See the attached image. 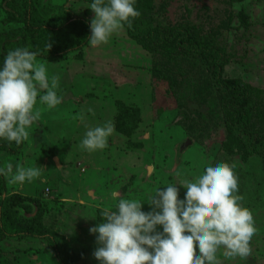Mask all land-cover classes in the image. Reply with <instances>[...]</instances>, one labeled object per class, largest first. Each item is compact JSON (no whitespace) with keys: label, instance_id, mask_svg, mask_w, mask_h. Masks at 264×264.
Returning <instances> with one entry per match:
<instances>
[{"label":"rangeland","instance_id":"374dc122","mask_svg":"<svg viewBox=\"0 0 264 264\" xmlns=\"http://www.w3.org/2000/svg\"><path fill=\"white\" fill-rule=\"evenodd\" d=\"M39 1L89 23L94 18L86 8L89 2ZM22 3L0 0V40L25 35ZM136 8L141 15L134 21L194 30L219 53L220 80L253 90L264 113V0H137ZM36 62L45 65L50 77H59L62 103L48 109L38 100L40 119L28 129L20 151L0 150V168L11 163L41 170L31 183H13L11 174L3 175L6 197L20 196L31 208L29 214L15 208L19 218L40 214L36 229L58 235L72 264H99L92 255L97 245L89 228L103 222L104 212L115 210V193L146 201L156 188L195 179L206 166L224 161L234 166L238 195L252 211L257 233L249 257L226 258L221 249L218 259L220 264H264V152L252 154L237 133L239 106L216 89L205 60L172 43L154 50L142 46L123 28L107 44L87 43L81 53L57 62ZM106 122L114 126L108 146L96 152L83 149L85 132ZM245 126L246 132L264 139V118ZM194 153L200 158L185 160ZM177 187L183 198L186 190ZM0 264L58 263L42 239L0 235Z\"/></svg>","mask_w":264,"mask_h":264},{"label":"clouds","instance_id":"9594fccd","mask_svg":"<svg viewBox=\"0 0 264 264\" xmlns=\"http://www.w3.org/2000/svg\"><path fill=\"white\" fill-rule=\"evenodd\" d=\"M137 0H89L94 13L89 27L90 47L107 44L114 33L131 28L141 13ZM48 42L46 50L51 48ZM38 52L17 47L0 63V141L20 145L29 138L40 119L38 103L54 109L62 103L59 77L49 76ZM114 126L106 122L89 128L81 141L88 152L104 150ZM11 174V182L31 183L41 175L40 167L0 168V176ZM179 185L185 189L180 198ZM234 166L217 161L206 166L195 179L156 188L146 201L119 198L115 210L103 213V222L89 228L97 247L92 253L99 264H220L226 258H247L257 233L253 213L242 205ZM147 204L148 211L143 207Z\"/></svg>","mask_w":264,"mask_h":264},{"label":"trees","instance_id":"16d2710c","mask_svg":"<svg viewBox=\"0 0 264 264\" xmlns=\"http://www.w3.org/2000/svg\"><path fill=\"white\" fill-rule=\"evenodd\" d=\"M78 1L89 2V0ZM22 6L25 35L17 41L14 40L16 36L8 40H0V63L3 62L8 51L17 47H28L31 51L39 53L37 60L50 62H57L66 55L83 51L91 35L88 21L63 8L50 9L48 6L41 5L39 0H23ZM124 29L131 40L142 46L146 45L154 50L172 43L180 51L205 60L216 89L221 94L231 96V101L239 106V114L235 121L237 133L244 139L246 147L252 154L259 155L264 152V139L244 129L248 121H254L258 117L264 118V113L257 108L258 97L253 90L246 88L238 81L225 83L220 80L222 62L219 53L209 44H205L194 30L179 25L153 27L151 24H143L139 21H133L131 28L125 26ZM48 42L52 46L47 51ZM22 146V143L12 146L10 143L0 141V150L9 154H14L17 150L19 152ZM181 150L183 151V148ZM192 155L187 156L185 160L200 158L198 153ZM179 164L180 160L174 163L175 170ZM6 194L5 180L2 175L0 176V235L4 239H42L53 251L58 264H72L73 257L58 235L45 234L36 229L40 214H36L31 220L21 216L19 218L13 211L15 208H20L27 214L31 212V208L28 204H24L23 201H26L24 198L14 195L6 197Z\"/></svg>","mask_w":264,"mask_h":264},{"label":"water","instance_id":"95a60500","mask_svg":"<svg viewBox=\"0 0 264 264\" xmlns=\"http://www.w3.org/2000/svg\"><path fill=\"white\" fill-rule=\"evenodd\" d=\"M187 144H189V142H188ZM183 148H184V147H183Z\"/></svg>","mask_w":264,"mask_h":264}]
</instances>
